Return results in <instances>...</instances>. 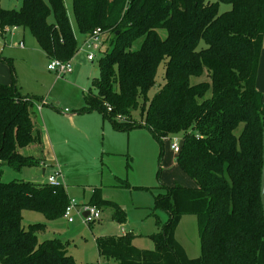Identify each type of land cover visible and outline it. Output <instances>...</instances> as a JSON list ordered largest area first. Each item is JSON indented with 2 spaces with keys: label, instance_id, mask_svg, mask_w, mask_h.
Here are the masks:
<instances>
[{
  "label": "trees",
  "instance_id": "obj_1",
  "mask_svg": "<svg viewBox=\"0 0 264 264\" xmlns=\"http://www.w3.org/2000/svg\"><path fill=\"white\" fill-rule=\"evenodd\" d=\"M220 3L230 9L219 12ZM72 13L84 40L100 29L102 47L107 43L83 111H98L117 130L145 128L161 149L163 139L180 136L176 162L195 183L163 185L164 192L154 197V207L168 218L163 223L156 218L159 230L148 236L151 249L136 247L134 235L125 233L96 237L98 254L114 264H264V99L256 88L264 0H72ZM11 28L26 29L47 57L66 61L78 50L63 0L0 6V29ZM161 62L165 81L143 122L137 121L132 112L143 99V114ZM203 74L208 79H198ZM34 98L13 83H0V264H76L57 239H38L43 223H21L23 210L47 221L61 218L69 202L65 187L2 180L5 167L41 166L40 159L21 151L39 141ZM183 215L196 217L195 257L175 240Z\"/></svg>",
  "mask_w": 264,
  "mask_h": 264
},
{
  "label": "rangeland",
  "instance_id": "obj_2",
  "mask_svg": "<svg viewBox=\"0 0 264 264\" xmlns=\"http://www.w3.org/2000/svg\"><path fill=\"white\" fill-rule=\"evenodd\" d=\"M63 1L78 46L70 58L72 72L64 77L57 78L53 71L47 70L48 57L26 29L11 28L0 34V83H13L19 93L35 97L32 117L39 141L21 151L40 159L46 167L44 174L40 166L23 167L20 171L5 167L2 180L43 183L58 167L68 197L79 204L87 202L97 206L99 220L84 223L74 216L69 223L62 216L47 221L39 212L23 210L22 225L43 223L38 239H57L76 264H114L112 259L98 254L95 238L132 233L136 247L151 249L153 244L148 236L159 230L156 218L162 223L168 218L165 211L154 207V197L164 192L163 185L194 187L195 183L176 162L179 152L171 148L174 141L180 145V136L163 139L161 149L145 128L117 130L98 111H83L84 94L89 89L95 91L92 80L99 76L97 61L107 43L103 47L101 44L100 50L83 44L84 37H80L72 13V0ZM20 4L21 0H0L4 9L18 8ZM228 9L230 4H219V12ZM20 42L24 48L19 47ZM140 42V39L134 41L133 47L138 48ZM88 52L94 54V60L86 58ZM198 79L208 78L203 74ZM164 81V62H161L155 84L147 91L143 114L140 115L143 103L140 99L139 107L132 112L133 119L143 122L149 101ZM175 240L188 257L199 255L194 215L179 218Z\"/></svg>",
  "mask_w": 264,
  "mask_h": 264
},
{
  "label": "built area",
  "instance_id": "obj_3",
  "mask_svg": "<svg viewBox=\"0 0 264 264\" xmlns=\"http://www.w3.org/2000/svg\"><path fill=\"white\" fill-rule=\"evenodd\" d=\"M2 33L0 29V34ZM101 31L100 29H95L92 31V33L87 36V38L84 40L83 44H87V47L94 50H100L101 46ZM20 47H23V42L19 43ZM86 58L88 60H94L95 56L92 52H88L86 54ZM47 69L49 71H53L56 75V77H64L66 74L72 72V65L71 61L69 60H61L56 57H49L48 58V64ZM40 107L38 106V109ZM67 111V109H65ZM108 111H110V108H108ZM117 119H122L123 117L121 115L116 116ZM171 148L179 152L180 145L177 143V141L172 142ZM42 164V163H41ZM62 174L58 167H56L55 170H53L52 173L48 174L46 178V182L50 185H59L62 184L61 181ZM63 185V184H62ZM63 216L66 218L67 222H73L74 216L81 218V220L84 223H93L100 218V209L96 207L93 204L89 203H77L73 198H69L68 205L65 207Z\"/></svg>",
  "mask_w": 264,
  "mask_h": 264
},
{
  "label": "crops",
  "instance_id": "obj_4",
  "mask_svg": "<svg viewBox=\"0 0 264 264\" xmlns=\"http://www.w3.org/2000/svg\"><path fill=\"white\" fill-rule=\"evenodd\" d=\"M81 37V35H80ZM20 47V46H19ZM20 48H24L20 47ZM49 58V57H48ZM48 70V69H47ZM256 88L262 93L263 99H264V39H263V44H262V50H261V56L259 60V67H258V72H257V77H256ZM34 106V105H33ZM33 110V109H32ZM34 112V111H33ZM68 117H71V114H66ZM28 147V146H27ZM29 155V154H27ZM31 156V155H30ZM45 164L41 165L42 167V173L44 174L46 172V167L44 166ZM45 167V168H44ZM195 257V256H194Z\"/></svg>",
  "mask_w": 264,
  "mask_h": 264
},
{
  "label": "water",
  "instance_id": "obj_5",
  "mask_svg": "<svg viewBox=\"0 0 264 264\" xmlns=\"http://www.w3.org/2000/svg\"><path fill=\"white\" fill-rule=\"evenodd\" d=\"M262 168H261V175H260V202L262 207V214L264 217V124L262 126Z\"/></svg>",
  "mask_w": 264,
  "mask_h": 264
}]
</instances>
